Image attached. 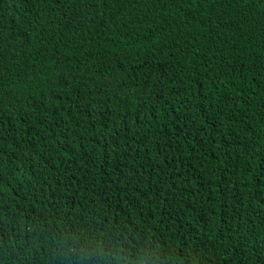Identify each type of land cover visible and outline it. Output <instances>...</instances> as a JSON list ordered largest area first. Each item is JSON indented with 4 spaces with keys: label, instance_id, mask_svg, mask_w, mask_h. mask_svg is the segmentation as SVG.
<instances>
[{
    "label": "trees",
    "instance_id": "obj_1",
    "mask_svg": "<svg viewBox=\"0 0 264 264\" xmlns=\"http://www.w3.org/2000/svg\"><path fill=\"white\" fill-rule=\"evenodd\" d=\"M0 264H264V0H0Z\"/></svg>",
    "mask_w": 264,
    "mask_h": 264
},
{
    "label": "clouds",
    "instance_id": "obj_2",
    "mask_svg": "<svg viewBox=\"0 0 264 264\" xmlns=\"http://www.w3.org/2000/svg\"><path fill=\"white\" fill-rule=\"evenodd\" d=\"M258 203V202H257ZM259 204V203H258ZM115 251V250H114ZM217 255H213V259L216 258ZM89 259H95V257H90Z\"/></svg>",
    "mask_w": 264,
    "mask_h": 264
}]
</instances>
